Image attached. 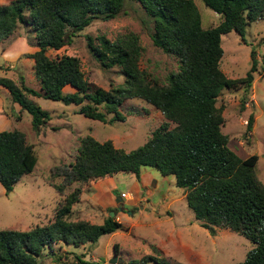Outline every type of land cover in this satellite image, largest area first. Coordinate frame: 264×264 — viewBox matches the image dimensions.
<instances>
[{
    "label": "trees",
    "instance_id": "16d2710c",
    "mask_svg": "<svg viewBox=\"0 0 264 264\" xmlns=\"http://www.w3.org/2000/svg\"><path fill=\"white\" fill-rule=\"evenodd\" d=\"M129 1L138 3L151 20L152 45L177 60V69L166 76L164 83L139 69L140 46L133 33L114 41L98 36L96 44L86 38L88 49L103 66L115 65L123 74L122 84L109 90L88 91L76 57L63 54L49 58L45 54L47 49L57 50L69 44L92 20L114 18L124 0H11L0 5V39L10 35L17 24L32 28L38 49L27 56L33 60V76L39 89L25 86L22 77H18V84L0 78V85L29 114L34 131L49 119V114L26 95L79 105L77 113L101 122L105 120L104 113H112L109 123L122 120L116 108L123 99L139 98L155 107L166 121L140 146L124 151L115 148L109 139L99 142L85 135L79 138L72 163L57 168L54 175L62 178L63 185H90L116 173L138 178L141 167H152L162 176L174 178L175 186L184 191L186 206L194 219L210 236L216 228L225 227L252 243L237 264H264V187L254 174L257 156L240 159L227 147V137L220 131L222 107L215 106L222 89L249 85L256 63L250 50L251 63L245 76L225 77L218 67L222 54L220 35L234 30L243 40L246 25L264 18V0H202L205 7L221 17L217 25L205 29L192 0ZM66 85L75 91L63 93ZM84 100L87 103L81 104ZM251 122L249 115L248 130ZM169 123L173 126L168 127ZM35 163L36 155L21 131L0 132V186L5 194L21 176L33 170ZM51 187L58 193L63 189L62 185ZM81 191L77 187L70 191L45 225L27 230L1 229L0 264H38L44 255L59 262L67 254L75 258L69 264H92L83 259V254L71 250L59 254L53 249L57 244L75 248L93 244L99 236L121 228L112 216L99 224L67 220ZM118 209L107 211L116 213ZM116 246L113 244L114 255ZM151 250L156 252L153 247ZM128 264L182 263L147 254Z\"/></svg>",
    "mask_w": 264,
    "mask_h": 264
},
{
    "label": "rangeland",
    "instance_id": "374dc122",
    "mask_svg": "<svg viewBox=\"0 0 264 264\" xmlns=\"http://www.w3.org/2000/svg\"><path fill=\"white\" fill-rule=\"evenodd\" d=\"M10 1L0 0V5ZM192 1L199 13L202 28H211L219 23L221 17L205 7L202 0ZM151 26V20L138 3L124 0L122 10L114 18L92 20L72 37L69 44L57 50L47 49L45 54L49 58L63 54L76 57L88 91L96 88L109 90L122 84L123 74L115 65L103 66L88 49L86 38L90 37L93 44H96L98 36L114 41L133 33L137 36L140 46L139 69L147 72L157 82L164 83L166 76L177 69L178 63L175 57L152 45L149 37ZM12 34L24 35L27 42L38 49L33 30L28 25L17 24L10 35ZM220 47L222 54L218 67L225 77L230 79L245 76L251 63L250 50L254 53L255 70L251 73L252 80L249 85L239 84L236 88L222 89L216 98L215 106L222 107L223 123L220 131L227 137V147L240 159L251 154L257 156L254 174L264 187V18L246 25L243 40L234 30L220 35ZM27 55H22L29 60L23 61V81L25 86L38 90V81L33 76V60ZM74 91L75 89L68 85L62 88L63 93ZM26 97L46 110L49 119L34 131L30 125L29 114L23 111L18 129L25 135L26 143L32 147L36 163L33 170L21 176L7 194L0 186V230H27L36 225H45L53 219L55 210L63 198L74 188L77 187L85 193L90 192V185L86 183L72 182L63 185L62 178L54 175L57 168L72 163L79 138L90 135L99 142L109 139L115 148L129 151L140 146L159 124L166 121L155 107L139 98L123 99L116 108L122 120L109 123L112 113H104L101 107L100 111L105 114L103 122L77 113L79 105H64L59 101L31 95ZM86 103L84 100L81 104ZM249 115H252V122L248 130L246 122ZM171 126L173 124L169 123L168 127ZM123 174L125 173L114 174L121 178L117 191H123L127 187ZM170 178L171 176L167 177L168 180ZM54 184L62 185V191H55L51 187ZM166 187V180H162L151 203L157 201L159 194ZM170 188L178 195L182 189L174 185ZM182 193L184 195V191ZM119 194L124 197L127 193ZM144 205L149 208L145 214L139 213L136 208L127 207L128 209L123 211L124 214L119 216L121 228L99 236L93 244L86 243L77 248L71 246L69 249L58 247L57 244L53 245V249L59 254L69 250L74 251V254H83V258L92 264H128L129 261L140 259L147 254L159 255L170 262L182 264H237L252 247L247 238L225 227L216 228L214 235L210 236L194 219L184 199H179L171 205L170 209L174 213L171 217L159 207L155 209L164 215L155 216L150 211L152 206ZM75 208L66 217L67 220H72ZM109 212L112 211H103L95 220L100 221L98 219L105 218ZM115 215L116 213H113L112 217L117 221ZM171 229L174 232H170ZM113 244H117L116 255ZM151 247L155 248L156 252L152 251ZM44 250L43 254L46 253ZM74 261L75 258L71 254L65 255L59 262H53L44 255L38 260V264H69Z\"/></svg>",
    "mask_w": 264,
    "mask_h": 264
},
{
    "label": "crops",
    "instance_id": "0c3cea01",
    "mask_svg": "<svg viewBox=\"0 0 264 264\" xmlns=\"http://www.w3.org/2000/svg\"><path fill=\"white\" fill-rule=\"evenodd\" d=\"M35 50L36 47L30 45L24 35L15 34L13 36L12 34L9 37L1 38L0 78L10 79L15 84H18V77L25 79V73H22V68H24L23 61L27 57L24 58L22 55L30 54ZM26 61L29 60L27 59ZM22 116L23 111L20 106L11 100L7 89L0 85V132L13 129L19 131L18 123ZM123 175L125 176L122 177L127 180V187L123 191H117L121 178L116 175L104 177L91 183L90 192L88 193L81 191L78 201L71 207L72 212L76 207L72 220L84 219L90 223L99 224L103 219L100 218L98 219L100 221H97L95 220L96 217L99 218L103 211H107L108 208L118 207L120 209L116 212L115 218L120 221L119 216L124 214L123 211L127 210V207L136 208L141 214L147 213L149 208L145 207L144 204L152 206L150 211L155 216H163V213H165L168 217H171L174 214L170 209L171 205L179 199H184L181 188H179L181 189L179 195L170 188L172 185L175 186L174 178L171 176L173 179L170 178L168 180V176H162L152 167H141L138 178H135L130 173ZM162 180H166L168 187L159 194L156 202L151 203L153 195L157 193ZM119 192L127 194L122 197ZM158 207L159 209H164L163 213H159L155 209ZM170 232H174V230L171 229ZM67 248L69 249V246ZM83 259L86 260V258Z\"/></svg>",
    "mask_w": 264,
    "mask_h": 264
},
{
    "label": "water",
    "instance_id": "95a60500",
    "mask_svg": "<svg viewBox=\"0 0 264 264\" xmlns=\"http://www.w3.org/2000/svg\"><path fill=\"white\" fill-rule=\"evenodd\" d=\"M112 215H113V213H112V212H109V213H108V216H112Z\"/></svg>",
    "mask_w": 264,
    "mask_h": 264
},
{
    "label": "built area",
    "instance_id": "2783aa9c",
    "mask_svg": "<svg viewBox=\"0 0 264 264\" xmlns=\"http://www.w3.org/2000/svg\"><path fill=\"white\" fill-rule=\"evenodd\" d=\"M122 195V194H121Z\"/></svg>",
    "mask_w": 264,
    "mask_h": 264
}]
</instances>
